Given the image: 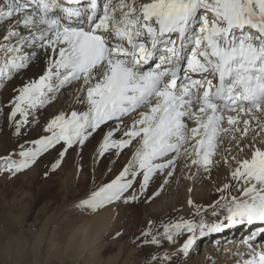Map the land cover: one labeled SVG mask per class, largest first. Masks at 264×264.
Wrapping results in <instances>:
<instances>
[{"label": "snow or ice", "instance_id": "6c2138e0", "mask_svg": "<svg viewBox=\"0 0 264 264\" xmlns=\"http://www.w3.org/2000/svg\"><path fill=\"white\" fill-rule=\"evenodd\" d=\"M67 3L70 6L62 0L0 2V28L3 40L9 41L0 43V50L14 54L22 45L35 44L58 57L51 59L38 80L19 89L10 113V118L18 113L22 117L16 121L17 133L28 122V110L47 102L46 91H59L65 84L82 81L81 91L86 95L79 102L88 106L86 111H72L67 117L61 113L49 121L44 130L51 134L33 141L35 148L20 152L23 159L6 161L0 170L20 172L61 142L67 146L60 153L63 157L67 148L85 143L91 135L87 129L94 132L108 121H118L105 135L99 154L110 148H128L134 140L137 146L129 165L78 205L96 211L121 199L132 187V181L124 178L135 177L137 166L143 170L142 191L154 172L174 167L181 155L211 172L212 157L227 138L229 143L235 142L238 153L249 150L243 159L237 155L223 158L225 164L236 161L238 166L230 176L240 192L239 196L221 197L227 201L222 205L227 225L182 220L164 225L163 235L172 240L173 230L191 233L182 246L185 253L197 232L204 237L225 226L255 225L250 239L264 237V147L259 146L264 140L257 141L258 136L264 137V0ZM24 30L27 35L22 34ZM14 38L15 45L10 43ZM28 59L27 55H11L0 66V76L7 75L9 66L27 67ZM124 117L131 123L125 125L123 138L112 139ZM249 132L252 140L244 144ZM225 151L231 154L232 149ZM58 166L59 161L53 165ZM232 187L225 183L217 191L225 193ZM124 199L127 203L137 196ZM142 235L148 236L150 231ZM160 242L156 236L144 241ZM244 264H264V251Z\"/></svg>", "mask_w": 264, "mask_h": 264}, {"label": "rangeland", "instance_id": "374dc122", "mask_svg": "<svg viewBox=\"0 0 264 264\" xmlns=\"http://www.w3.org/2000/svg\"><path fill=\"white\" fill-rule=\"evenodd\" d=\"M26 31H23L22 34ZM11 55H17V53L5 54L0 50V66H3ZM29 70L27 80L25 82L21 81V83L16 82L14 84L11 66H9L6 76H0V169L4 168L6 161L18 162L23 159L20 156L21 151L35 148L36 145L33 144V141L51 134L44 130L48 122L52 120L49 117L50 114L49 118L41 121V118L36 119L37 114L29 109L28 122L21 125L19 133L16 131V121L22 119L21 115L18 113L15 118H10L19 89L34 80V70ZM81 87L82 81L72 82V97L66 100L63 106L66 117L70 116L72 111L80 113L87 110L88 106L86 104L75 101L77 96L81 100L86 95L81 91ZM47 95L52 94L48 93ZM40 107L39 111L44 116L47 112L50 113L52 105L51 102H46ZM123 120L124 124L120 125L119 131L113 133L112 139L123 138V132L126 130L125 125L131 123L128 117H124ZM117 123L118 121H108L94 132L87 129L86 131L91 132V135L88 136L85 143L83 145L77 143L67 148L63 157L60 153L67 146L61 142L42 152L36 157L34 163L20 172L0 170V229H35V231H40L44 228L48 232L55 231L57 233L65 229L74 230L82 223L90 221L106 207L114 206V209H116L115 215L117 216L114 220L118 219L120 210L122 213L124 212V215L121 219H118L120 222L117 220L119 222L118 229L115 228L116 230L110 233V237L106 238L107 241L104 240L109 250L102 256L103 259L100 264H201L202 255L206 251L204 241L211 233L200 237L197 232L194 244L185 253L182 251V246L187 239L185 237L186 230H181L179 233L173 230L170 233L172 240H168L163 235L164 225L178 222L176 214L171 215L172 217L170 215L157 217V226L149 216L155 212H163L164 208L167 209L166 205L170 203L171 194L175 195L174 198L179 195L178 188L183 187V185L178 184V181L175 183L174 178L181 177L179 164L182 155L176 160L174 167L154 172L143 191L140 187L143 181V170H140L138 166L135 177H125L124 180L132 179V187L124 192V195L128 197L135 194L137 196L136 200L127 203H125V200L119 202L115 200V202L106 204L96 211L78 207L82 200L90 197L92 192L98 190L104 184L110 183L119 175L116 174L115 177L111 176L103 180V175L108 176V167L112 168L118 163L120 168L122 167V170H124L133 158L132 154L137 146L135 140L128 148L122 150L110 148L104 155L99 154V148L105 135L113 130ZM80 151L85 154V165L76 160ZM52 155H55V159ZM240 156H243V152ZM101 158L104 159L102 164ZM43 161L50 162L41 167ZM57 161H59V166L54 168L53 165ZM169 171L173 173L171 176L167 175ZM204 171V168H200L196 171V175L203 174ZM84 179L86 180L84 181ZM165 181L167 182L165 183ZM150 221L152 222L149 223ZM118 222L116 223L117 226ZM224 225H227V222ZM226 228L228 226L223 227L222 230L225 231ZM146 231H150V235H142ZM249 232L250 230H244L240 235H225L226 239L220 245H218L219 241L214 243L213 240L210 243L220 247L218 256L223 257L229 250H233L232 247L231 249L226 248L230 246L232 241L230 236H232L236 241L237 239H241L240 242L242 241V243L236 245L235 249L240 248L238 251L242 250V254L245 256L251 255L253 246L250 248L249 243L251 245L261 244V247H264V237L251 240L247 237ZM117 233H120V235H117ZM218 233L220 232H214L212 236ZM152 236H156L161 241L160 244L144 243L146 240L150 241ZM42 252L45 257L50 258L47 264H94L91 256L85 257L82 255L77 258L70 256L68 252L57 251L55 248L50 249L47 246L43 248ZM240 256L241 254H236V257Z\"/></svg>", "mask_w": 264, "mask_h": 264}, {"label": "bare ground", "instance_id": "6f19581e", "mask_svg": "<svg viewBox=\"0 0 264 264\" xmlns=\"http://www.w3.org/2000/svg\"><path fill=\"white\" fill-rule=\"evenodd\" d=\"M62 2L65 3V6H70L67 3V0H62ZM84 2L85 0H81V3ZM54 14L62 15V13L60 12H56ZM70 23L75 26V21H72ZM24 35H27V31L26 33H24ZM0 37V43H9V41L3 40L2 28H0ZM15 42V38L10 41V43L13 45H15ZM2 53L6 54V52H4L3 50ZM32 53H36V55L32 56ZM17 55H27L29 59L27 62V67L22 69H12L11 72L13 73L14 84L16 82L21 83V81L25 82L27 80L28 71H30L29 69L34 70V80H38L39 77L43 75L44 72L47 70L51 59L58 58L56 57L55 53H51L50 51L46 52L44 49H39L35 47V44L22 45L21 50L17 53ZM193 75L194 78H199L195 74ZM53 82L58 83V81H55V78H53ZM71 85L72 82L62 86L59 91H46L45 98L47 102H51L52 108L49 111L50 113L47 112V114H45L44 116L42 112L39 111L41 109L40 106L42 105H37L38 107L33 108L34 110L31 108L30 110L37 114L36 119L41 118V121L49 117L51 119H54L61 113L65 114L63 106L65 101L69 100L72 97ZM48 93H51L52 95L48 96ZM75 101H80V99H78V96L75 98ZM189 125L194 126L193 122H189ZM225 127H227L226 124ZM257 131H259V129H257ZM252 136L253 133L249 132L247 140L243 141V143H249L252 140ZM262 140H264V137H257L258 142ZM259 146L264 147V143H260ZM227 148L232 149L231 154L225 151V149ZM189 150L191 151V149ZM241 153L242 152L238 153V150L235 147V142L229 143V140L227 138L224 139L223 143L218 145L216 153L212 157L214 161V166H211V172L204 171L203 174L198 175H196V171L203 167L192 165L190 163V159H186L185 156L182 155L179 164V172L181 173V177H175L174 182L177 183L176 181H178V184L183 185V187L178 188L179 195L175 198V195L171 194V200L169 201L170 203L169 205H166L167 209L164 208L163 212H155L149 215L151 216V220L153 219L155 226H157L158 224V222L156 221L157 217L160 218L159 216L166 215L174 216V214H176L178 222L182 220H189L196 223L200 222L201 220L207 223L222 222L224 224L225 222H227V220L225 219L227 213L226 210L222 207V205L225 204L227 201L222 200L221 197L226 195L239 196L240 192L237 190V182L232 180L230 176L231 170L237 167L238 165L235 160H230L229 164H225L223 158L225 156L230 157V155H237L238 159H243L249 155V150L245 148L243 156H240ZM84 158V152L82 154V152L80 151L76 160L77 162H81L82 165H85L86 163ZM103 161L104 159L101 158V164L103 163ZM49 162L43 161L41 163V167L45 163ZM122 169L123 168H120V164L118 163L115 164L112 168L108 167V176L103 175V180H106L108 177L111 176L115 177L116 174H120V172L123 171ZM195 169L196 171L194 172ZM85 180L86 179H84V181ZM225 183H231L233 187L225 193L217 191V189L222 188ZM175 189L176 188L174 187V190ZM124 197H126V195L122 193L121 199L116 201H124ZM189 200H191L193 203L189 204ZM114 208V206L106 207L104 210L95 215L90 221L82 223L76 229H65L61 230L58 233L55 231L48 232V230H45L44 228H42L40 231H35V229H0V264H47L48 259L50 258L45 257L42 252L45 246L50 249L55 248L57 251L68 252L70 256L72 255L77 258H80L82 255H84L85 257L91 256V259L94 264H100L103 259L102 256L106 254L109 250V247L105 242L107 241L106 238H108L110 233L116 230L115 228L119 227L120 221L118 219H121L124 215V212L122 213V211L120 210L121 212L119 211L120 214L117 219L119 222L117 220H114L116 216V209ZM213 212H216L217 215H213ZM115 221L118 222V226L116 225L117 222ZM222 229L220 231H217L220 233L214 234L213 236L212 234L214 232L211 233L208 238L204 241V248L206 249V251L202 255L203 260L201 261V264H244L245 260H250L257 253L264 251V247H261V244H253L251 255L248 254L249 256H245L242 254V250L238 251L240 248L238 250L235 249L238 243H242V241L240 242L241 239H237L236 241V239L230 236V240L232 241L230 243V246L226 248L231 249L232 247L233 250H229L227 254L223 257L218 256L220 247H217L213 243H210L211 241L214 240V243L219 241L218 245H220L226 239L225 235H240L244 232V230H250L247 236L250 239V236L256 231L257 226L237 224L233 226H228L225 231ZM189 235H191V233L186 232L185 237L187 238ZM222 238L223 240H221ZM238 253L239 255L241 254L240 257H236V254Z\"/></svg>", "mask_w": 264, "mask_h": 264}]
</instances>
